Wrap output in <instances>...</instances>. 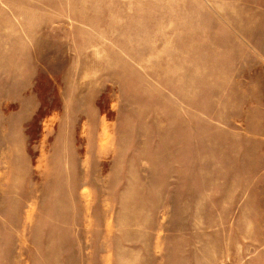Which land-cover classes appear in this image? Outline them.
<instances>
[{
	"label": "rangeland",
	"instance_id": "1",
	"mask_svg": "<svg viewBox=\"0 0 264 264\" xmlns=\"http://www.w3.org/2000/svg\"><path fill=\"white\" fill-rule=\"evenodd\" d=\"M0 264H264V0H0Z\"/></svg>",
	"mask_w": 264,
	"mask_h": 264
},
{
	"label": "crops",
	"instance_id": "2",
	"mask_svg": "<svg viewBox=\"0 0 264 264\" xmlns=\"http://www.w3.org/2000/svg\"><path fill=\"white\" fill-rule=\"evenodd\" d=\"M257 185V184H256ZM255 188V185H253V183L251 184V186H249V188L248 189H251V190H253Z\"/></svg>",
	"mask_w": 264,
	"mask_h": 264
}]
</instances>
